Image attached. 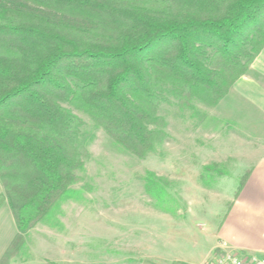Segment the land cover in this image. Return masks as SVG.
Segmentation results:
<instances>
[{
	"label": "trees",
	"instance_id": "obj_1",
	"mask_svg": "<svg viewBox=\"0 0 264 264\" xmlns=\"http://www.w3.org/2000/svg\"><path fill=\"white\" fill-rule=\"evenodd\" d=\"M263 48L264 0H0V207L16 227L0 264L81 199L72 186L94 134L73 110L144 157L168 136L161 103L217 105ZM142 179L174 212L163 177Z\"/></svg>",
	"mask_w": 264,
	"mask_h": 264
},
{
	"label": "rangeland",
	"instance_id": "obj_2",
	"mask_svg": "<svg viewBox=\"0 0 264 264\" xmlns=\"http://www.w3.org/2000/svg\"><path fill=\"white\" fill-rule=\"evenodd\" d=\"M261 58L251 75L263 86ZM233 85L212 107L196 103L190 110L161 103L158 112L168 136L144 157L122 149L73 110L83 120L86 139L94 134L84 170L77 172L81 179L72 186L82 189L81 199L63 204L59 223L30 228L9 264H139L144 259L200 264L219 253L222 249L215 248L206 257L240 177L264 143V116L242 103L249 97ZM245 126L252 129L250 140L239 137ZM209 165L217 168L205 170ZM147 170L169 185L178 201L174 212L160 210L146 193L142 176Z\"/></svg>",
	"mask_w": 264,
	"mask_h": 264
},
{
	"label": "crops",
	"instance_id": "obj_3",
	"mask_svg": "<svg viewBox=\"0 0 264 264\" xmlns=\"http://www.w3.org/2000/svg\"><path fill=\"white\" fill-rule=\"evenodd\" d=\"M264 61V48L256 56L251 64L250 74L242 75L236 80L233 88L243 90V95L249 100L242 101L245 105L255 107V110L264 116V85H260L251 75L254 68H258L259 59ZM264 72V67H261ZM246 84L241 86L240 82ZM237 91V90H236ZM226 108V107H225ZM244 128L242 139H251ZM232 132V131H231ZM232 134V133H230ZM264 141V140H263ZM261 150L256 152L257 157L250 166L249 176L239 191L238 195L230 201L229 207L213 233L211 246L206 252V257L217 249L235 250L243 254L264 255V143H260ZM0 184V192H1ZM16 232L11 213L6 205L0 208V257ZM205 257V258H206ZM158 260V259H157ZM154 259H144L139 264H155ZM204 262V260H203ZM201 262V263H203ZM200 263V264H201ZM178 264H194L190 261H180Z\"/></svg>",
	"mask_w": 264,
	"mask_h": 264
},
{
	"label": "built area",
	"instance_id": "obj_4",
	"mask_svg": "<svg viewBox=\"0 0 264 264\" xmlns=\"http://www.w3.org/2000/svg\"><path fill=\"white\" fill-rule=\"evenodd\" d=\"M201 264H264V255L243 254L234 250H221Z\"/></svg>",
	"mask_w": 264,
	"mask_h": 264
}]
</instances>
